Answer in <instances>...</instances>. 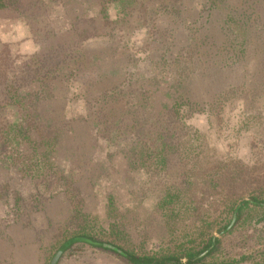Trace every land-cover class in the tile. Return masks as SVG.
<instances>
[{
	"label": "rangeland",
	"instance_id": "obj_1",
	"mask_svg": "<svg viewBox=\"0 0 264 264\" xmlns=\"http://www.w3.org/2000/svg\"><path fill=\"white\" fill-rule=\"evenodd\" d=\"M10 2L0 264H50L83 235L184 261L214 236L200 264H264V206L244 204L264 202V0ZM15 18L30 34L7 43ZM32 119L47 150L4 143ZM112 251L76 243L58 264H129Z\"/></svg>",
	"mask_w": 264,
	"mask_h": 264
},
{
	"label": "trees",
	"instance_id": "obj_2",
	"mask_svg": "<svg viewBox=\"0 0 264 264\" xmlns=\"http://www.w3.org/2000/svg\"><path fill=\"white\" fill-rule=\"evenodd\" d=\"M10 1L13 0H0V11L8 8V6L10 5H13V3H11ZM4 60L6 61V58H4ZM12 89H15V86H13ZM33 121H29L27 125L18 124L15 126L9 125L7 127H4L3 130L1 131L2 132L1 136L4 139V143L8 146L9 144H13V143L15 145L16 144L22 145V143L24 142V144H28V145L30 144V147L32 145L35 151H38L39 149L47 150L50 146V142L52 141V139L49 138L46 139V137L43 136V134L41 133L36 122ZM29 131H33V133H30ZM241 200L242 199H239L238 201L234 202L231 211L232 217L229 223L224 227V231H227V229L229 228L231 229L233 228V226H236V223L240 220V212L243 206L242 202H241L242 204L241 203L239 204ZM248 203L254 204L256 206H264V202L257 200L256 198H250L246 200L244 204H248ZM82 237H86L89 240H93L97 243H102L100 241H96V239L88 235H83ZM219 243L220 240L218 238L215 239L214 236H212L209 240V244L206 246V248L203 251L195 252L193 251V249H191V251H187V253H185L186 261L182 260V258L180 257L170 254L159 256V255H139L129 252H126L124 258L128 261L129 264H200L216 251ZM91 246L94 248H102L107 251H112L111 249L100 247L99 245L92 244Z\"/></svg>",
	"mask_w": 264,
	"mask_h": 264
},
{
	"label": "crops",
	"instance_id": "obj_3",
	"mask_svg": "<svg viewBox=\"0 0 264 264\" xmlns=\"http://www.w3.org/2000/svg\"><path fill=\"white\" fill-rule=\"evenodd\" d=\"M196 14H197V12H196ZM16 19L17 18H15L14 20L7 19L2 23L3 28L5 27L3 29V34H4L3 36L5 37L4 40L7 43H15L17 41L22 42V41L27 40L29 37V34H30L29 29L27 27L23 26V24L20 23ZM8 26H13V28H8ZM24 43H22V45H23V47H25V49H27L28 46H32L28 42H26L25 44ZM33 46L35 47L36 45H33ZM13 261H14V259H13ZM17 261H20V259H17Z\"/></svg>",
	"mask_w": 264,
	"mask_h": 264
},
{
	"label": "water",
	"instance_id": "obj_4",
	"mask_svg": "<svg viewBox=\"0 0 264 264\" xmlns=\"http://www.w3.org/2000/svg\"><path fill=\"white\" fill-rule=\"evenodd\" d=\"M76 243H86L88 245H99L100 247H103V248H108V249H111L113 251H116L118 253H121L122 255H126L122 250L118 249L117 247L113 246V245H110V244H106V243H97L93 240H89L88 238L86 237H75V238H72L68 241H66L58 250L57 252L54 254L52 260H51V263L50 264H58L61 257L63 256V254L74 244Z\"/></svg>",
	"mask_w": 264,
	"mask_h": 264
}]
</instances>
